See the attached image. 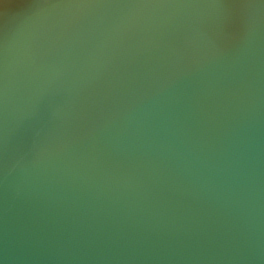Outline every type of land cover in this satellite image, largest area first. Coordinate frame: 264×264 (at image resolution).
Returning <instances> with one entry per match:
<instances>
[{"label":"water","instance_id":"obj_1","mask_svg":"<svg viewBox=\"0 0 264 264\" xmlns=\"http://www.w3.org/2000/svg\"><path fill=\"white\" fill-rule=\"evenodd\" d=\"M0 264H264V0H0Z\"/></svg>","mask_w":264,"mask_h":264}]
</instances>
